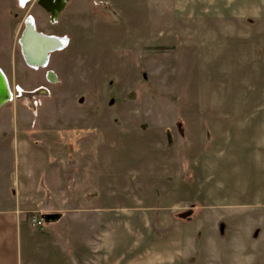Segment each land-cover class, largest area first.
I'll list each match as a JSON object with an SVG mask.
<instances>
[{
	"label": "rangeland",
	"instance_id": "1",
	"mask_svg": "<svg viewBox=\"0 0 264 264\" xmlns=\"http://www.w3.org/2000/svg\"><path fill=\"white\" fill-rule=\"evenodd\" d=\"M29 16L69 40L45 67ZM0 68V196L27 138L58 202L42 229L25 213L8 263L264 264V0H70L57 21L0 0Z\"/></svg>",
	"mask_w": 264,
	"mask_h": 264
},
{
	"label": "crops",
	"instance_id": "2",
	"mask_svg": "<svg viewBox=\"0 0 264 264\" xmlns=\"http://www.w3.org/2000/svg\"><path fill=\"white\" fill-rule=\"evenodd\" d=\"M20 140L23 141L20 144L23 153H18V155L24 171L18 180L14 179L12 183V187H16L19 191V197L7 199L0 196V264H10L7 262L8 256L5 254L4 243L8 240L11 242V237L12 241L14 240L18 226L25 223V213L32 210L33 213L37 212L42 214L41 217H45V213H53L57 209L54 206L51 207V203L58 204L57 198L50 197L48 194L49 189L54 191V183L49 181L54 169L50 157L43 153L42 149L35 143L30 144L27 138ZM38 162L40 165L32 170L34 163L38 164ZM29 165H31L30 170L28 169ZM36 170L42 175L35 173ZM43 176L47 182L45 189L41 187V177ZM25 224L27 226V223Z\"/></svg>",
	"mask_w": 264,
	"mask_h": 264
},
{
	"label": "water",
	"instance_id": "3",
	"mask_svg": "<svg viewBox=\"0 0 264 264\" xmlns=\"http://www.w3.org/2000/svg\"><path fill=\"white\" fill-rule=\"evenodd\" d=\"M27 2L30 0H26ZM70 0H38V4L47 12L52 14V19L62 13ZM66 37L47 35L37 30L34 17L29 16L26 20V27L20 39V45L25 61L32 67L47 66L51 53L63 48L67 44ZM66 43V44H65ZM51 79L56 75L50 72ZM12 93L8 79L0 68V108L10 101Z\"/></svg>",
	"mask_w": 264,
	"mask_h": 264
},
{
	"label": "built area",
	"instance_id": "4",
	"mask_svg": "<svg viewBox=\"0 0 264 264\" xmlns=\"http://www.w3.org/2000/svg\"><path fill=\"white\" fill-rule=\"evenodd\" d=\"M29 221L34 228L42 229L44 226L43 218L37 212L30 216Z\"/></svg>",
	"mask_w": 264,
	"mask_h": 264
},
{
	"label": "bare ground",
	"instance_id": "5",
	"mask_svg": "<svg viewBox=\"0 0 264 264\" xmlns=\"http://www.w3.org/2000/svg\"><path fill=\"white\" fill-rule=\"evenodd\" d=\"M30 1H31V0H30ZM28 2H29V1H28ZM28 2L26 1V2L24 3V5H27ZM24 5H23V6H24ZM60 14H61V13H58V15H56V16L54 17V20H55V21H57V18L60 16ZM36 25H37V24H36ZM37 30H38V28H37ZM38 31H39V30H38ZM67 40H68V39H67ZM68 42H69V40H68ZM68 42H67V44L65 43L66 45H65L64 47H66V46L68 45ZM64 47H63V48H64ZM63 48H61V49H63ZM61 49H59V50H61ZM48 63L50 64V58H49V62H48ZM30 67H32V66H30ZM43 67H45V66H43ZM36 68H39V67H36Z\"/></svg>",
	"mask_w": 264,
	"mask_h": 264
},
{
	"label": "flooded vegetation",
	"instance_id": "6",
	"mask_svg": "<svg viewBox=\"0 0 264 264\" xmlns=\"http://www.w3.org/2000/svg\"><path fill=\"white\" fill-rule=\"evenodd\" d=\"M49 13V12H48ZM50 14V17H51V19H52V14L51 13H49ZM59 18V17H58ZM58 18H57V20H58ZM52 21H53V19H52ZM55 21V20H54ZM25 27H26V25H25ZM49 64V63H48ZM47 64V65H48ZM49 76H50V72H49Z\"/></svg>",
	"mask_w": 264,
	"mask_h": 264
},
{
	"label": "snow or ice",
	"instance_id": "7",
	"mask_svg": "<svg viewBox=\"0 0 264 264\" xmlns=\"http://www.w3.org/2000/svg\"><path fill=\"white\" fill-rule=\"evenodd\" d=\"M25 2L26 0H20L21 6H23Z\"/></svg>",
	"mask_w": 264,
	"mask_h": 264
}]
</instances>
